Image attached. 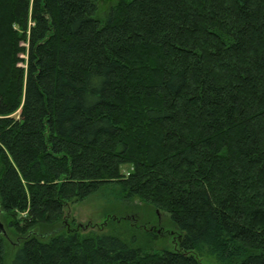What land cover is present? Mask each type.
I'll list each match as a JSON object with an SVG mask.
<instances>
[{"label":"trees","instance_id":"16d2710c","mask_svg":"<svg viewBox=\"0 0 264 264\" xmlns=\"http://www.w3.org/2000/svg\"><path fill=\"white\" fill-rule=\"evenodd\" d=\"M102 1L0 0V264H264V0ZM104 189L179 243L74 228Z\"/></svg>","mask_w":264,"mask_h":264},{"label":"rangeland","instance_id":"374dc122","mask_svg":"<svg viewBox=\"0 0 264 264\" xmlns=\"http://www.w3.org/2000/svg\"><path fill=\"white\" fill-rule=\"evenodd\" d=\"M112 5V0L102 1L98 15L104 18ZM127 169L128 166H124L123 171H127ZM127 205L116 201L110 191L104 189L103 196L97 194L82 202L70 204L66 213L69 214L68 221L75 220L74 228H77L78 223L83 224V228L80 230L81 233L96 231L121 235L127 240L135 237L147 243L151 242L148 231H154L157 233V238L152 241V244L156 248L172 249L175 240L176 243H179L178 232L176 230L175 234V227L170 223L167 213L164 211L158 213L155 209L150 210L138 200ZM43 230L45 232L46 229ZM11 237L8 244L10 254L5 264H11V255L19 241L17 236L11 234ZM203 258L204 264H221L213 256L205 255Z\"/></svg>","mask_w":264,"mask_h":264},{"label":"water","instance_id":"95a60500","mask_svg":"<svg viewBox=\"0 0 264 264\" xmlns=\"http://www.w3.org/2000/svg\"><path fill=\"white\" fill-rule=\"evenodd\" d=\"M0 233H3L5 235H7V231H6L5 225L2 222V220H1V204H0Z\"/></svg>","mask_w":264,"mask_h":264},{"label":"flooded vegetation","instance_id":"af4514ba","mask_svg":"<svg viewBox=\"0 0 264 264\" xmlns=\"http://www.w3.org/2000/svg\"><path fill=\"white\" fill-rule=\"evenodd\" d=\"M19 244V243H18Z\"/></svg>","mask_w":264,"mask_h":264}]
</instances>
